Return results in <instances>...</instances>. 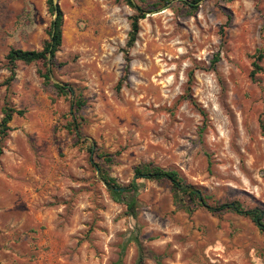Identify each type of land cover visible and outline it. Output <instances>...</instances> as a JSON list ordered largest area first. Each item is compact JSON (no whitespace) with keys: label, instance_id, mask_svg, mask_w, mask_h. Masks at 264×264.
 Wrapping results in <instances>:
<instances>
[{"label":"rangeland","instance_id":"374dc122","mask_svg":"<svg viewBox=\"0 0 264 264\" xmlns=\"http://www.w3.org/2000/svg\"><path fill=\"white\" fill-rule=\"evenodd\" d=\"M57 1L62 44L44 83L21 62L10 81L5 56L41 51L54 20L46 0H0V120L5 105L23 111L1 143L0 264H264V231L250 219L146 180L132 217L96 172L125 187L151 164L211 208L237 202L264 216V0L147 7L127 70L134 12L123 0ZM56 83L85 100L73 113L81 138Z\"/></svg>","mask_w":264,"mask_h":264},{"label":"trees","instance_id":"16d2710c","mask_svg":"<svg viewBox=\"0 0 264 264\" xmlns=\"http://www.w3.org/2000/svg\"><path fill=\"white\" fill-rule=\"evenodd\" d=\"M177 1L178 3L184 5L189 9L191 13H195L199 7V4L204 0H155L153 3H146L144 6L141 4L145 3L146 0H123L124 4L130 8L134 14L129 17V31L126 37L125 50L122 51L123 59L126 64L125 68L127 70L129 65L128 51L134 46L139 31H140V21L143 20L147 13H152V10H148L150 7L153 11L160 9V7H166L170 3ZM231 2L232 0H227ZM47 11L50 13L54 20L51 22L50 31L48 33V41H46L41 49V51H24L20 49H10L5 56L6 67L10 72V81L15 77V65L17 62H21L25 65L35 64L36 73L43 80L44 83H49L52 77V69L54 67L55 55L59 51L62 44V13L54 3V0H46ZM263 59V55L259 52L255 57V63L253 64L254 70L251 72V77H255L258 73L262 71L259 62ZM192 76H190L189 81H191ZM54 87L59 96L69 95L72 97L71 108H72V125L73 131L77 134L78 138H81L80 124H77L76 117L73 116L74 112L80 111L81 108L85 106V100L80 94H76L75 89L72 86H67L65 84H54ZM21 117L23 111L15 110L12 107L4 106L2 110V119L0 120V156L2 155L1 143L6 138L7 133L10 131L8 124L11 122L13 116ZM260 129L264 135V123L260 120ZM91 150V149H90ZM97 167V166H96ZM99 179L106 187V190L110 194L112 200L116 203L122 204L126 207L127 213L130 216L135 217L138 211L137 201L135 198V193L137 191L138 180L146 181H166L170 184L171 189L175 196L185 195L190 198H195L199 201L200 205L210 212H222L230 211L236 215L246 217L261 231H264L263 225V213L257 209L247 210L244 209L239 203L231 202L220 205L216 208H211L206 204L204 198L198 190H195L191 186L185 184L184 180L180 177L177 171L164 170L159 167H154L151 164H142L136 167L133 171L134 180L128 186L122 187L118 185L115 179L107 176L105 172L99 168ZM140 253L143 250V246L139 245ZM141 259V258H140ZM141 262L139 261L138 264Z\"/></svg>","mask_w":264,"mask_h":264},{"label":"water","instance_id":"95a60500","mask_svg":"<svg viewBox=\"0 0 264 264\" xmlns=\"http://www.w3.org/2000/svg\"><path fill=\"white\" fill-rule=\"evenodd\" d=\"M57 2H58L57 0H54V3H55L56 5H58ZM96 172H97V174H98V172H99L98 169H96Z\"/></svg>","mask_w":264,"mask_h":264}]
</instances>
